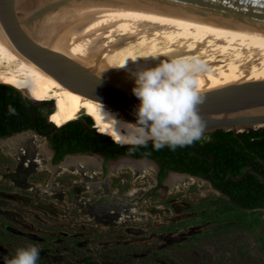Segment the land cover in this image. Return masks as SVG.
<instances>
[{
	"label": "rangeland",
	"instance_id": "1",
	"mask_svg": "<svg viewBox=\"0 0 264 264\" xmlns=\"http://www.w3.org/2000/svg\"><path fill=\"white\" fill-rule=\"evenodd\" d=\"M94 68L99 74L116 79L115 74L109 72L113 75L109 76ZM22 93L27 97L24 90ZM33 98L42 105L53 101L51 113L54 115L55 100ZM41 111L49 112L46 106ZM82 112L77 118H82ZM53 123L59 126L62 121L53 120ZM93 126L97 127V123ZM48 155L46 137L32 131L0 138V176L3 177L0 180V264H8L17 249L28 246L40 250L37 264H264V208L255 209L258 222L252 226L239 224L233 215L238 209L229 205V200L208 181L185 176L186 182L182 184L179 180H170L169 173L165 185L154 186L155 168L151 162L138 165L136 172L130 165L117 163L118 178L123 181H114L112 189L117 186L118 194H123L134 187L138 191L129 200L133 204L130 208L137 210L136 203L139 211L146 213L121 223L111 217L98 220L95 211L90 213L74 204L72 187L83 182L79 173L62 168L55 176L53 167L37 166H46L48 163L44 160ZM68 157L61 164H69L64 163ZM32 158L38 159L33 161L36 165L31 163ZM129 159L117 158L109 166L117 160ZM139 160L144 159L135 161ZM24 163L28 166L21 171ZM19 172L26 174L23 183L14 185L13 176ZM27 184L57 187L41 191L35 187L28 189ZM99 186L77 194L83 198L90 197L89 193L99 195ZM61 188L66 189V194L61 193ZM107 193L110 198L111 194ZM223 205L228 206L227 210L221 211L219 207ZM208 209L210 217L201 219L199 212Z\"/></svg>",
	"mask_w": 264,
	"mask_h": 264
},
{
	"label": "bare ground",
	"instance_id": "2",
	"mask_svg": "<svg viewBox=\"0 0 264 264\" xmlns=\"http://www.w3.org/2000/svg\"><path fill=\"white\" fill-rule=\"evenodd\" d=\"M34 32L36 38L44 44L61 50L85 65L96 66L106 75L111 72L120 84L129 86H134V78L129 71L150 67L158 60L176 54L197 56L203 61V74L197 78L198 86L203 90L233 82L264 79V32L231 24L189 18H159L110 31ZM153 52L156 53V59L151 55ZM121 65H126L127 70L120 67ZM0 84H8L20 91L24 88L33 89L34 95L41 100L56 98L61 101L54 117L61 119L62 123L77 118L78 113L82 111L94 114L97 126L103 132L111 131L113 122L108 119L109 116L117 121L135 122L134 117L126 115L119 108L85 98L61 86L35 65L14 54L1 38ZM75 158L83 157H68L66 162ZM86 158L84 157V160ZM34 161L38 162V159L35 158ZM120 164L130 165L136 172L138 165L146 166L150 161L122 160ZM26 166L28 163L22 164L21 171ZM37 166L45 167L44 164ZM25 175L19 172L13 176L12 184H21ZM185 176L173 172L170 180H179L185 184ZM1 178L3 177L0 176V180ZM34 187L41 191L51 190V187L46 188L39 184L28 185L27 188ZM137 191L132 187L124 196L128 200ZM127 200L124 205L129 210L119 213L115 218L117 223L132 215L137 219L146 213L130 208L133 204H129Z\"/></svg>",
	"mask_w": 264,
	"mask_h": 264
},
{
	"label": "water",
	"instance_id": "3",
	"mask_svg": "<svg viewBox=\"0 0 264 264\" xmlns=\"http://www.w3.org/2000/svg\"><path fill=\"white\" fill-rule=\"evenodd\" d=\"M159 18L215 21L264 32V0H0V38L14 54L61 86L135 118L139 100L132 93L133 86L125 87L115 78L99 74L93 66L44 44L34 30L110 31ZM203 91L199 114L205 121V133L264 127V79ZM142 158L157 168L149 158ZM172 172L200 178L188 172Z\"/></svg>",
	"mask_w": 264,
	"mask_h": 264
},
{
	"label": "trees",
	"instance_id": "4",
	"mask_svg": "<svg viewBox=\"0 0 264 264\" xmlns=\"http://www.w3.org/2000/svg\"><path fill=\"white\" fill-rule=\"evenodd\" d=\"M14 89L10 85L0 86V136L7 135L12 130L18 131L32 126L31 111ZM49 103L50 106L53 105L52 101ZM9 105L16 109L17 115L8 114ZM93 116L85 115L84 119L76 118L59 126L45 122L46 117L42 119L45 123H40L38 129L50 128L53 132L47 140L56 151L54 159L61 158L66 151L95 149L105 153L107 157H112L113 149L128 150L133 157H147L160 166L159 182L171 169L208 179L226 196L229 205L238 209L233 215L239 224L252 226L258 222L254 211L245 209L264 207V176L260 175H264V127L243 128L236 133L217 129L204 133L205 138L195 141L191 146L177 147L176 150L165 147L156 151L149 142L147 147L131 151V146L115 144L109 135L97 132L96 127H92L97 122ZM219 208L225 211L228 206ZM199 214L201 219L210 217L209 209ZM226 224L228 222L224 223Z\"/></svg>",
	"mask_w": 264,
	"mask_h": 264
},
{
	"label": "clouds",
	"instance_id": "5",
	"mask_svg": "<svg viewBox=\"0 0 264 264\" xmlns=\"http://www.w3.org/2000/svg\"><path fill=\"white\" fill-rule=\"evenodd\" d=\"M151 55L156 59L155 52ZM203 71L199 57L180 54L129 71L134 78L132 93L139 100L135 122L117 121L109 116L112 128L105 134L115 144L131 146V151L147 147L149 142L159 151L165 147L176 150L202 140L205 121L199 114V106L204 102V91L197 78ZM7 111L9 115L18 114L11 105ZM39 251L36 246L19 248L8 264H37Z\"/></svg>",
	"mask_w": 264,
	"mask_h": 264
},
{
	"label": "flooded vegetation",
	"instance_id": "6",
	"mask_svg": "<svg viewBox=\"0 0 264 264\" xmlns=\"http://www.w3.org/2000/svg\"><path fill=\"white\" fill-rule=\"evenodd\" d=\"M29 90L31 92H29ZM24 92L26 93V95H28L31 98L30 99L31 101H30L28 99L29 97L27 98V97H24V96L21 95V98L24 101L25 106L31 111V116H32V114H34V117L32 116V121H31V125L32 126L31 127L21 128L18 131H13L12 130V131L9 132V134L4 135V136H0V138L2 139V138H5L7 136H10L12 134H19V132H24V131L29 130V131H32V132L38 134V135H42V136L46 137V140H47V137L50 136L53 132H52V130L50 128H47L46 130H39L38 128L40 127V123L43 124V123L48 122V121L53 123V120L57 121L58 118L54 117V115H52L51 112L50 113L49 112L43 113L41 111V107H44V106H46V110L47 111L49 109H51V111H52V106H50V103H48V102H47L48 104L45 103L46 105H42L41 102H37L39 100H35L36 101L35 102L33 97H35V98H37V97L34 95L33 89L24 88ZM44 100H55L57 102L55 110L60 104V102L58 100H56V99H44ZM40 101H41V99H40ZM53 108H54V106H53ZM55 110H54V112H55ZM47 115H48V118H47ZM84 115L90 116L89 113L82 112L80 114V117H82V118H80V119H84L85 118ZM44 117H46V121L45 122L42 121V119ZM93 117L96 120L95 115ZM62 124H64V123H62ZM92 127L95 128V126H93V124H92ZM95 129H96V131H98L100 133H105L98 126ZM47 152H48L49 155L45 158L44 161L48 163V164H46L48 166H45V167H48V168L49 167H53V169H54L53 170V174L55 176H58L59 173L64 170L62 168L69 169L71 172L79 173V177H81V179L83 181L82 182L83 185H82V183H77V184L73 185V187H72V189L75 191L74 204L76 206L78 205V207H79L81 205L80 207L83 210L88 211L90 213H93V211H95L94 216H96V218H98V220L99 219H103V218L111 217L114 222L117 221L115 218L119 216V213L129 210V209H126V208L123 207L124 206V202H125V200H123V199H126L125 196H124L125 193L118 194V190H119L118 187L115 186L116 189L113 190L112 189L113 186L111 185L114 181L116 182V180L120 181V183L123 181V178H121L119 180L118 172H117L118 169H120L117 166L118 165L117 163L120 164L121 160L119 162L117 160L116 163L112 167L109 166V162L110 163L112 161L114 162L117 158L119 159L120 157H122V159L131 158L129 160H132L133 158L134 159H138V158H142V157H138V158L133 157L128 152V150L118 151L116 149H113L111 151V153L114 154V155L112 157H107V155L105 153H103V152H101L99 150L83 149V150L73 151V152H67L66 151L61 158L54 159V154H55L56 151H54V149L50 146V144L48 143V140H47ZM92 155H95L97 158L89 159L90 161L87 158L84 160L85 156L86 157H88V156L91 157ZM68 156H70V157H72V156L73 157H81V156H83V158H75V159H73V161H67V162L65 161L64 162V163H69V164H61V163H63L62 162L63 158L68 157ZM32 159L33 160H31V163H34L33 161L35 159L34 158H32ZM150 160L153 161L152 159H150ZM133 161H135V160H133ZM153 162L157 165V168L154 167L155 169H154V175H153L154 176V178H153L154 184L153 185L154 186L155 185L156 186L165 185L164 180L167 177V175L172 172V169L169 170L166 173V175L163 178V180L161 182H159L158 174H159V171H160V166L155 161H153ZM34 164L36 165L37 163H34ZM67 167H69V168H67ZM197 176H199V175H197ZM70 177H71V179H73L74 182H77L74 176H70ZM199 177H200V179H204V180L208 181L209 184H211L208 179H206V178H204L202 176H199ZM22 183H23V181H22ZM27 185H29V184H27ZM97 185H100L99 187L101 188V190L99 191L100 192L99 195H95L93 193H89L91 195L90 197H86L85 196L83 198V197H79L78 196L79 192H81V193L84 192V191H89L90 192L89 189H93ZM167 186L168 185H166V187ZM48 187L49 188L51 187V190H53V189H55V187H57V185L53 186V185L50 184V186L48 185ZM212 187L214 189H216L213 185H212ZM72 189L70 188V191ZM216 190H218V189H216ZM62 192L66 194V189L61 188V193ZM77 192H78V194H77ZM107 192H112V194H114V195H111V197H110L112 202H110V200H109L110 198H108L109 194ZM219 193H221V192L219 191ZM222 196H224V195H222ZM224 197L226 198V196H224ZM118 199H121V200H118ZM131 199L132 198L128 199V203L129 204H132V202H129V200H131ZM77 202L79 204H76ZM134 205L138 208L137 210L139 211L140 210L139 206L136 203H134ZM156 208L157 209H161L158 206H156ZM257 208H264V207L246 208L245 210L246 211H251V210L255 211V209H257ZM200 212H202V211H200ZM142 215H145V214H142ZM142 215H140V216H142ZM130 217H133V215L130 216Z\"/></svg>",
	"mask_w": 264,
	"mask_h": 264
}]
</instances>
